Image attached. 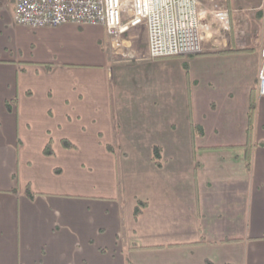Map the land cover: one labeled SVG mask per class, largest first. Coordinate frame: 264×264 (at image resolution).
I'll use <instances>...</instances> for the list:
<instances>
[{
  "label": "crops",
  "instance_id": "crops-1",
  "mask_svg": "<svg viewBox=\"0 0 264 264\" xmlns=\"http://www.w3.org/2000/svg\"><path fill=\"white\" fill-rule=\"evenodd\" d=\"M200 2L231 15L209 52L122 62L0 0V264H264V0Z\"/></svg>",
  "mask_w": 264,
  "mask_h": 264
},
{
  "label": "built area",
  "instance_id": "built-area-1",
  "mask_svg": "<svg viewBox=\"0 0 264 264\" xmlns=\"http://www.w3.org/2000/svg\"><path fill=\"white\" fill-rule=\"evenodd\" d=\"M15 21L32 29L102 26L114 54L130 60V33L145 27L150 60L192 57L211 50L231 31V15L200 0H16ZM259 95L264 97V49Z\"/></svg>",
  "mask_w": 264,
  "mask_h": 264
},
{
  "label": "trees",
  "instance_id": "trees-1",
  "mask_svg": "<svg viewBox=\"0 0 264 264\" xmlns=\"http://www.w3.org/2000/svg\"><path fill=\"white\" fill-rule=\"evenodd\" d=\"M202 134V133H201ZM62 145L64 148L66 149H75V146H73L69 141L67 140H64L62 142ZM108 150L111 152V153H115V150L111 147V146H108ZM45 155L46 156H52L53 155V144L52 142L47 146L46 150H45ZM153 158H154V161L156 163V165L158 167H161V159H162V155H161V149H159L158 147H155L154 148V152H153ZM28 196L30 198H33V194L30 190H28ZM147 207V203H144V202H138V205L137 207L135 208V212H134V215H135V218H138L142 213H143V210ZM104 252V251H103Z\"/></svg>",
  "mask_w": 264,
  "mask_h": 264
},
{
  "label": "rangeland",
  "instance_id": "rangeland-1",
  "mask_svg": "<svg viewBox=\"0 0 264 264\" xmlns=\"http://www.w3.org/2000/svg\"><path fill=\"white\" fill-rule=\"evenodd\" d=\"M136 33V37H133L131 39V46L130 49L128 50L129 53H132V51L136 50L137 51V46L139 47H143V37H145V35H147V31L145 27H141L139 29H135L130 33V37H132V34Z\"/></svg>",
  "mask_w": 264,
  "mask_h": 264
}]
</instances>
